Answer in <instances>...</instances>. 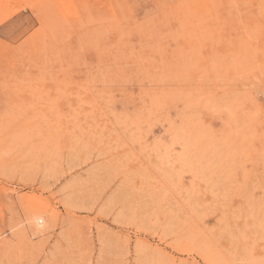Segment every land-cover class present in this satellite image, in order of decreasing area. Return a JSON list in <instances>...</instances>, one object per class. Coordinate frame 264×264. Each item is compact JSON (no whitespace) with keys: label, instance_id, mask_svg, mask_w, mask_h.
<instances>
[{"label":"rangeland","instance_id":"374dc122","mask_svg":"<svg viewBox=\"0 0 264 264\" xmlns=\"http://www.w3.org/2000/svg\"><path fill=\"white\" fill-rule=\"evenodd\" d=\"M0 264H264V0H0Z\"/></svg>","mask_w":264,"mask_h":264},{"label":"bare ground","instance_id":"6f19581e","mask_svg":"<svg viewBox=\"0 0 264 264\" xmlns=\"http://www.w3.org/2000/svg\"><path fill=\"white\" fill-rule=\"evenodd\" d=\"M35 216V215H34ZM33 217V216H32ZM39 219V218H38ZM40 222V221H39Z\"/></svg>","mask_w":264,"mask_h":264}]
</instances>
